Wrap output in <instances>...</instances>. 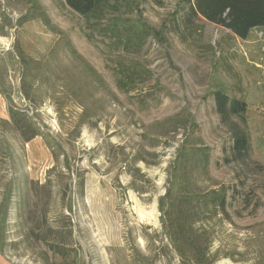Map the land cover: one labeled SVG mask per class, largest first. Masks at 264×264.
I'll return each instance as SVG.
<instances>
[{
  "label": "rangeland",
  "instance_id": "obj_1",
  "mask_svg": "<svg viewBox=\"0 0 264 264\" xmlns=\"http://www.w3.org/2000/svg\"><path fill=\"white\" fill-rule=\"evenodd\" d=\"M186 10L112 0L85 18L65 0H0L7 263L190 264L160 198L164 212L223 187L228 215L195 225L214 264H264V28L241 40L200 17L186 27ZM216 91L246 104L244 123L221 119Z\"/></svg>",
  "mask_w": 264,
  "mask_h": 264
},
{
  "label": "trees",
  "instance_id": "obj_2",
  "mask_svg": "<svg viewBox=\"0 0 264 264\" xmlns=\"http://www.w3.org/2000/svg\"><path fill=\"white\" fill-rule=\"evenodd\" d=\"M65 1L74 12L86 18L112 0ZM128 1L136 8L147 1L161 5L163 0ZM179 2L187 7L184 19L186 27L200 17L241 40H245L251 30L264 28V0H179ZM142 29L144 32L148 30V28ZM213 98L216 111L224 122L231 121L233 117L241 118V121L245 122L243 114L246 104L243 101L231 99L221 91L214 92ZM231 132L234 144L233 155L234 157H243L249 149L247 135L235 123L231 125ZM166 194L164 197H168ZM162 200H164L163 197L159 201V210L163 213L161 218H169L167 220V226L170 227L169 238L180 260L190 264H214L216 256L210 253L211 241L204 235L205 229L195 225L197 222L203 221L199 214L215 215L220 212L223 215H228L225 189L222 187L220 190H212L194 197L171 199L169 209L164 212ZM192 204L198 205L191 206ZM202 207L204 211H202ZM194 209H199V211L194 213ZM171 214L172 218H170ZM162 222L164 223V221Z\"/></svg>",
  "mask_w": 264,
  "mask_h": 264
},
{
  "label": "crops",
  "instance_id": "obj_3",
  "mask_svg": "<svg viewBox=\"0 0 264 264\" xmlns=\"http://www.w3.org/2000/svg\"><path fill=\"white\" fill-rule=\"evenodd\" d=\"M0 264H9V263H7V262L3 259V257L0 255Z\"/></svg>",
  "mask_w": 264,
  "mask_h": 264
},
{
  "label": "bare ground",
  "instance_id": "obj_4",
  "mask_svg": "<svg viewBox=\"0 0 264 264\" xmlns=\"http://www.w3.org/2000/svg\"><path fill=\"white\" fill-rule=\"evenodd\" d=\"M142 216V215H141ZM141 219V218H140Z\"/></svg>",
  "mask_w": 264,
  "mask_h": 264
}]
</instances>
